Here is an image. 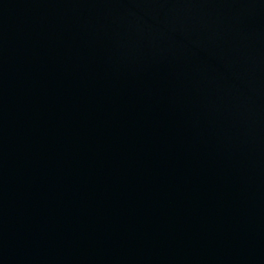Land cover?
<instances>
[{
	"label": "water",
	"instance_id": "1",
	"mask_svg": "<svg viewBox=\"0 0 264 264\" xmlns=\"http://www.w3.org/2000/svg\"><path fill=\"white\" fill-rule=\"evenodd\" d=\"M0 264H264V0H0Z\"/></svg>",
	"mask_w": 264,
	"mask_h": 264
}]
</instances>
